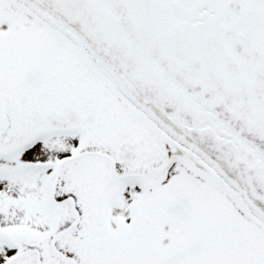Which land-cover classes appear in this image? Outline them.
<instances>
[{
  "label": "snow or ice",
  "instance_id": "obj_1",
  "mask_svg": "<svg viewBox=\"0 0 264 264\" xmlns=\"http://www.w3.org/2000/svg\"><path fill=\"white\" fill-rule=\"evenodd\" d=\"M0 264H264V0H0Z\"/></svg>",
  "mask_w": 264,
  "mask_h": 264
}]
</instances>
